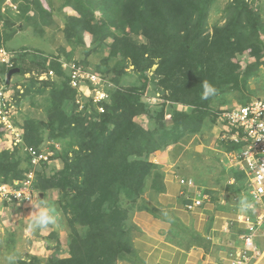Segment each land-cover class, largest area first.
Listing matches in <instances>:
<instances>
[{"label":"trees","instance_id":"16d2710c","mask_svg":"<svg viewBox=\"0 0 264 264\" xmlns=\"http://www.w3.org/2000/svg\"><path fill=\"white\" fill-rule=\"evenodd\" d=\"M4 1L0 0V47L16 31L11 27L15 23L4 18ZM13 1L23 16L35 10L36 20L46 17L45 23L50 22L47 16L60 11L67 43L73 50L82 47L86 59L107 51L94 69L108 94L99 102L93 98L78 102L77 89L58 61L51 63L54 79L31 77L23 83L26 99L45 96L46 115L23 119L24 143L12 151H0V183L13 184L32 170L35 164L25 146L41 151L48 141L66 142L60 159L63 166L57 169L42 161L36 174L42 169L45 195L49 189L59 191L63 217H68L73 230L66 238L68 256L35 257L20 263L116 264L126 252L119 237L130 210L149 207L143 199L147 180L155 184L154 193L163 188L162 167L150 156L172 145L174 152H180L190 137L212 127L221 126L220 133L229 135L236 130L219 122V113L230 108L224 107L226 96L248 89L251 78L264 67L263 13L253 0H225L224 7L217 8L225 21L210 30V13L220 0H60L59 6H54L53 0ZM64 7L76 14H67ZM34 15L25 17L31 20ZM86 33L92 36L90 47ZM65 49L61 51L67 55ZM46 58L36 53L32 66L46 70L47 60L41 62ZM115 58L121 62L111 68ZM15 59L21 75L31 69L25 67L24 57ZM126 62L133 65L134 73H129ZM85 63L80 64L91 70ZM154 65L157 67L150 76L148 71ZM6 69L0 65L1 73ZM126 75L135 79L124 83ZM149 86L152 89L147 96ZM263 90L260 86L250 93L264 98ZM240 95L244 104L252 100L250 94ZM156 96L158 101H153ZM142 116L148 117L147 126L139 121ZM218 139L223 144L221 153L243 147L220 135ZM222 166V172L236 181L246 176L238 167H232L234 173ZM36 183L34 176L33 191Z\"/></svg>","mask_w":264,"mask_h":264},{"label":"rangeland","instance_id":"374dc122","mask_svg":"<svg viewBox=\"0 0 264 264\" xmlns=\"http://www.w3.org/2000/svg\"><path fill=\"white\" fill-rule=\"evenodd\" d=\"M5 1L8 2L6 3ZM5 1L3 2L5 3L4 6L6 7H10V5L13 6L12 9H5L4 11L5 13H3L4 18L12 20L13 22L16 23V21L19 20V16H20L19 4L14 2L13 0H5ZM253 3L255 5H258L259 8H261V11L264 16V0H253ZM224 4H225V0H220L219 3L211 11L209 18L210 30H212V26L214 24L224 23L225 21V18H223L224 13L222 12L221 9H217L218 7H224ZM57 6H59V4H57ZM65 9L67 14L69 13L73 15L76 14V12L72 10L70 7H66ZM29 14H32V12H30ZM141 38L142 37H139V39ZM263 38H264V30H263ZM91 39L92 36L89 33H86L87 47H90L92 43ZM10 43L12 44L27 43L30 46H37L43 49H49L45 45L41 35L34 37L32 36L31 33L29 34L23 33L16 40H13L8 44ZM81 49L82 47L73 50L72 46L70 45V47L65 51L68 56L65 54L66 59L65 58L64 59L66 61L73 60L76 63L79 62V64L81 63L85 65H87V63L85 62H88L89 63L88 66L91 68L92 72L95 71L94 70L95 66L99 64L102 57H104L107 54V51L106 52L101 51L95 54L92 53L86 59L85 51L84 49L82 50ZM18 54L20 55V57H24L25 67L31 68L27 70L29 72L28 75L35 76L39 73L38 71L40 72L43 71L42 69L44 68L39 69L38 67L32 66L31 59H33L34 53L30 51L27 52L19 51ZM46 60L47 58L42 60L41 62H45ZM119 62L121 61H118V58H115V60L112 61L111 68H113L114 65H116V63ZM126 67H128L127 70L129 71V73H134L132 64L128 63ZM156 67L157 65H154L151 69H149L148 74L150 76H152V74L154 73L153 71ZM126 76H127L126 78L127 80H124V83H129L131 80L135 79L134 76H129V75ZM19 77H20L19 73L14 74L13 80H16ZM262 85H264V67L261 68V70L258 72V74L255 77L251 78L248 89L243 90L242 92L235 91L231 94H228L226 98L228 99L229 102L226 101L225 99L226 105L224 107L232 108V106L236 107L237 105L244 104L241 102L242 100L241 98L242 95H240L241 93H244L246 96L250 94L251 99L258 97L250 93V90L260 86H261V90H263ZM150 89L152 88L149 86L148 88L149 93L147 94V96L151 92ZM78 92L83 93L82 98L77 97L78 99H82V102L84 100L86 101L87 98L88 99L92 98L91 94L94 95L93 89L92 88L90 89L89 87H83L80 90H77V94ZM263 94H264V90H263ZM150 98L152 97H147L146 99L149 100ZM152 100L158 101V97L156 96ZM20 105L21 108H19V112L17 113L16 111V113L13 116L14 118L11 117L10 119L12 120V124L14 128L18 129L23 133L24 130V127L22 126L23 119H25L28 116L36 119H41L42 117L44 118V116L46 115L45 106H44L45 96H37L34 100H29L26 99L23 95V99L20 100ZM80 110L82 111L83 108H81ZM139 121L143 122L144 126H147L148 117L142 116L139 119ZM219 132L220 130L212 127L206 130L202 135L197 134L192 138L190 137V139L186 143V147H188V149L186 151L185 150L183 151L182 150L183 148L179 149L181 150L180 154L178 153L179 151L176 152L178 154V157L174 162L177 165L182 164L181 160L183 159V153L184 154L190 153L189 158L191 163L190 162L189 163L192 165L190 175L194 177H198L202 182L201 186L202 185L206 186L204 189L201 190L205 191L204 194L208 195V199H210L211 201H216V200L222 201L223 198L221 199L220 195L221 193H225L227 198L223 200L226 201L227 205L235 208L243 207L245 203H247L250 200L249 198L251 194L250 182L246 176H241V179H238V181H236V178L234 176H230L228 173L226 174L222 172L223 166L221 160L223 158L224 159L226 158V154L224 152L221 153V150L223 149L222 147L223 144L218 139L217 134ZM15 142L16 140L14 135H11L10 133L0 129V151L3 150L12 151L16 147ZM22 143H24V137ZM66 145H67L66 142L62 144L60 141L57 140L48 141L46 145L42 147V151L44 153H47L50 157V161H46V162H48L52 167L60 169L63 166L60 160L62 158L61 153H64L66 151L65 148ZM171 148L172 147H170L169 149ZM165 151H171V150H165ZM161 153L162 151H157V154H153L150 156V160L153 161L154 163H157L158 159H161L159 157V154ZM38 165L39 164L33 165L32 168V170L34 171V176L35 177L37 176L36 189L34 191L32 202L12 203V205L8 204V205H2L0 207V264H21L20 263L21 261L23 260L31 261L35 257L44 260H49L50 257L59 259L62 257H66L69 254L67 250L68 244L66 238L67 236H69V234L72 233L70 232L73 230L72 226L68 225L67 222L68 217L67 218L63 217L62 202L60 201L61 195L59 191L55 189H49L45 195V193L41 190V177L43 175H42V169H39L40 167L37 168V170L38 169L39 170L37 171L36 174V167ZM226 168L227 170L229 169L228 172L230 171H234V173L236 172V170H234L229 165H227ZM45 172L50 173L51 171L45 170ZM0 182H2L1 178H0ZM197 184L200 185L198 182ZM154 187L155 184L150 182L148 183L147 180L143 199H145V204L149 206L148 207L149 209H151V207H153L154 205L157 210V203L155 200H153ZM215 191H217V193ZM41 193H43V196H41ZM148 194H150L151 196H149ZM150 203L153 205H151ZM260 208L264 209L263 205L260 206ZM138 210L139 208L137 207L130 210L128 214V220L126 224L123 226L122 232L119 237V241H121V243L125 246L124 249L126 248V251L128 249L131 250V245H132L131 240L133 238V235H135L136 233V226L133 221V216ZM42 217H47L48 222L41 223L40 221Z\"/></svg>","mask_w":264,"mask_h":264},{"label":"crops","instance_id":"0c3cea01","mask_svg":"<svg viewBox=\"0 0 264 264\" xmlns=\"http://www.w3.org/2000/svg\"><path fill=\"white\" fill-rule=\"evenodd\" d=\"M53 1L54 6L60 2ZM43 4L48 8L44 2ZM4 8L6 6L3 7V12ZM30 12L24 16L19 12V20L11 26L12 29H17L4 46L16 53L30 51L34 55L37 53L64 59L65 54L61 48L68 49L70 45L64 36L65 20L60 16V11L55 10L51 18L47 16L49 23H45L46 17H38L37 21L35 10ZM33 15L31 20L25 17ZM23 33H31L34 37L41 35L49 49L27 43L8 44ZM170 147L172 148L169 149ZM170 147L165 150L171 151L159 150L162 153L159 154L161 159H158L157 164L162 167L164 175L162 190L153 195L157 210L150 203L153 205L151 209L147 207L135 213L133 221L136 233L131 240V250L128 249L117 264H264V223L253 232L255 250H247L245 243V236L252 233L245 218H250L251 222L257 221L258 216L264 213V209L260 208L262 205L264 207V197L257 201L250 194V202L237 208L226 204L223 200L227 198L225 193L218 194L223 198L222 201H211L204 194L205 191L201 190L206 186H201L202 182L198 177L190 175V153H183L182 164L177 165L174 161L178 154L174 152L173 145ZM187 149L183 144L182 150ZM225 159L221 161L227 170L229 164ZM181 179H193L195 185L182 184ZM203 197L201 205L192 209L187 207L194 199ZM245 254L247 258L244 257Z\"/></svg>","mask_w":264,"mask_h":264},{"label":"built area","instance_id":"2783aa9c","mask_svg":"<svg viewBox=\"0 0 264 264\" xmlns=\"http://www.w3.org/2000/svg\"><path fill=\"white\" fill-rule=\"evenodd\" d=\"M3 47H0V62L7 67H12V55ZM49 64V63H48ZM64 67L69 71L70 83L72 87L80 90L83 87H89L87 81L93 85V94L95 102L107 98L108 94L104 89L103 78L91 70H85L84 67L74 61L65 62ZM55 71L51 68L38 75L39 80L53 79ZM18 88H21L18 86ZM91 89V88H90ZM96 93V96H95ZM83 93L78 92V98H82ZM82 102V99H78ZM82 107V105H81ZM103 111V108L100 107ZM17 111L14 100L13 84L7 81L5 75H0V129L14 135L15 146L23 142V133L15 129L11 117ZM14 118V117H13ZM219 122H226L234 126L236 130L229 135L228 132H219L221 139H230L236 143H242L240 151L226 152V159L230 167H238L243 170L250 182V193L257 201L264 197V98H254L247 104L227 108L219 113ZM216 129L222 131L219 126ZM25 149L31 154L32 162L36 165L42 161H50V157L42 150L38 151L33 146H25ZM24 179L16 180L13 184L0 183V202L10 201L17 203H30L33 200L34 191L32 189L34 181V171H28ZM181 183L193 186V179H181ZM203 198H196L193 202L188 203L189 209L201 205ZM249 224L252 233L245 236L247 250H255L253 232L264 223V213L258 216L256 222H251L250 218H245ZM244 257L247 258L246 254Z\"/></svg>","mask_w":264,"mask_h":264},{"label":"clouds","instance_id":"9594fccd","mask_svg":"<svg viewBox=\"0 0 264 264\" xmlns=\"http://www.w3.org/2000/svg\"><path fill=\"white\" fill-rule=\"evenodd\" d=\"M6 3H7V1H6ZM13 6V5H12ZM12 6L10 5V9H12ZM3 7H4V5L2 6V10H3ZM16 7V6H15ZM5 9V8H4ZM6 9H8V7H6ZM3 12V11H2ZM5 13V12H4ZM2 21H0V25L2 26ZM1 47H3V48H5L8 52H10V54L12 55V63H13V65H12V67H7L4 63H1L0 62V65H4V67L6 68H8V69H6V71L4 72V73H1L0 72V75H5L6 77H7V74H8V72L11 70V69H13V68H20L18 65H16V57H18V53H16V52H11V51H9L5 46H4V44H2L1 45ZM27 52V51H26ZM47 57V60L48 61H46V63H47V66H48V68L47 69H49V68H51V69H53L54 71H55V69L53 68V67H51V63H52V61H58L60 64H61V67H62V69L67 73V75L69 76V71H68V69L66 68V67H64V63L65 62H71V61H73V60H68V61H66L65 59H63V58H60V57H48V56H46ZM55 58V59H54ZM49 63V64H48ZM46 69V70H47ZM46 70H44V71H46ZM44 71H41V72H39L37 75H35V76H30V75H28V73L29 72H26V73H24V74H20L21 73V68H20V72H19V74H20V77L19 78H17L16 80H13V76L11 77V79L8 81V77H7V81L9 82V83H12L13 84V88H14V100H15V104H16V106H17V113L19 112V108H21V105H20V100L21 99H23V95H24V93H25V88H26V85H24L23 83L26 81V80H28L29 78H31V77H35L37 80H39L37 77H38V75L39 74H42ZM17 74V73H16ZM55 75H56V71H55ZM26 76V77H25ZM20 78H23V79H20ZM55 78V77H54ZM53 78V79H54ZM18 79H20V80H18ZM45 80H48V79H45ZM18 81V82H17ZM39 81H43V80H39ZM18 86H20L21 88H18ZM76 89V88H75ZM3 202V201H2ZM2 202H0V207L2 206ZM14 203H17V202H14ZM12 204V203H11ZM41 223H47L48 222V218L47 217H42L41 218V221H40Z\"/></svg>","mask_w":264,"mask_h":264},{"label":"water","instance_id":"95a60500","mask_svg":"<svg viewBox=\"0 0 264 264\" xmlns=\"http://www.w3.org/2000/svg\"><path fill=\"white\" fill-rule=\"evenodd\" d=\"M20 72V68H13L11 69L8 74H7V77H8V81L11 79V77L16 74V73H19ZM41 196H43V193H41Z\"/></svg>","mask_w":264,"mask_h":264}]
</instances>
